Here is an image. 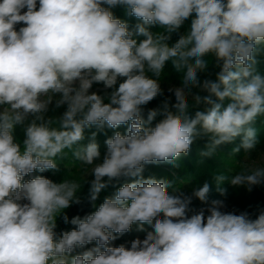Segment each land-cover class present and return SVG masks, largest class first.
Instances as JSON below:
<instances>
[{
  "label": "clouds",
  "instance_id": "obj_1",
  "mask_svg": "<svg viewBox=\"0 0 264 264\" xmlns=\"http://www.w3.org/2000/svg\"><path fill=\"white\" fill-rule=\"evenodd\" d=\"M117 6L136 18L133 28L114 16ZM262 51L264 0H0V264H264V209L255 218L236 214L222 199L209 202L207 182L188 195L143 176L146 165L178 166L205 138L202 158L237 138L234 153L255 149L257 122L264 123ZM209 56L219 71L201 81ZM169 61L181 74L180 86L168 89L175 103L165 98L145 119V106L164 95ZM94 84L103 94L90 91ZM62 106L61 115H48ZM18 125L23 147L13 134ZM122 125L126 133L107 138L101 156L97 133ZM69 153L85 172L91 167L95 211L57 235V218L69 222L65 210L81 202L87 179L24 177L58 171ZM121 179L130 182L97 207L100 192ZM214 179L252 191L264 184V167ZM194 198L207 207L191 208ZM133 225L151 230L130 248L109 246Z\"/></svg>",
  "mask_w": 264,
  "mask_h": 264
},
{
  "label": "trees",
  "instance_id": "obj_2",
  "mask_svg": "<svg viewBox=\"0 0 264 264\" xmlns=\"http://www.w3.org/2000/svg\"><path fill=\"white\" fill-rule=\"evenodd\" d=\"M112 11L116 18L126 21L129 24L130 28H133L135 24L138 22L135 17L126 15L122 7L117 6L113 8ZM187 27L188 25L182 26L180 30V34H182L187 29ZM151 30L153 32H156L159 31L160 29L157 27H153ZM178 38H179V34L174 33L172 35V40L169 41V44L171 45ZM139 39H143V37H140ZM207 58L211 61V63L209 64V68L207 72L198 74L201 78V81L205 78L215 79V74L219 71V68L215 66L214 57L209 56ZM257 59L259 60L258 70L262 75H264V51L260 53ZM164 72L165 73L162 74L160 81L162 80L168 81L169 79H171L173 80L171 82L177 84L179 83V81H181L179 77L176 79L178 73L173 69L170 61L166 62ZM163 92H164L163 96H158L153 101H151L147 106H145V113H144L145 119L147 117L148 109L160 107L165 98H170V105L175 103V97L173 95L166 93L165 91ZM201 94L206 95V93H201ZM228 102L229 101H226L225 104H227ZM200 107L203 108L206 106L202 104L200 105ZM159 119H161L160 116H158L156 120L153 121V124H155ZM121 128L122 127H119L118 129L115 130L105 128L103 131L98 132L96 140L99 146L101 147L102 143L107 138L111 137L115 131H120ZM257 128H258L259 143L256 145L255 149L252 150L251 152L257 149L264 151V123L258 121ZM92 131H96V129L92 128L85 130V135H86V139L84 141L85 144L88 142V137L90 136ZM206 142H207L206 138L194 142L190 148L189 153L187 155H182L179 158L178 160L179 163L176 162L178 163V165L181 164L182 167L179 168L181 169L178 175L179 178L175 176L173 173H169L168 170H166V168L161 170L163 174L162 177L164 178V180L169 182V186L167 190L169 191L170 189L174 188V185L182 184V183H188L189 185L195 187L196 179L192 178V172H195V169L200 171L202 174H204V172H202L203 170L205 172L208 171L207 172L208 175L206 174L207 175L206 182L210 186L209 202L213 199H222L224 200L225 203H233L240 206L255 218V215L258 213V211L264 209V184L259 186H254L252 191H248L245 187L232 186L228 181H225L221 185L223 189H226V195L221 196L220 192L218 191L219 188L217 186V183H215V179H214V175L218 173H223L228 177H231L239 173L238 169L233 166V162L241 161L245 157V155L248 154L245 153V151L242 148L238 153L233 152V148L239 146V144L241 143V138H237L232 143L219 146L217 149V154L215 156L202 158L200 157L199 152L201 149H203ZM61 162L62 161L59 160L57 161V163H61ZM170 165L173 166L172 164ZM165 166H169V164H165ZM187 166L189 167L188 170H186ZM174 167H178V166H174ZM37 175L44 176L48 179H52V170H48L43 173L36 171L34 177ZM210 176L212 177L211 179ZM204 183H202V186ZM84 184L81 187L80 191L77 193L81 202L79 204H73L68 209L65 210L69 222L65 223L62 217L57 218V227L55 229L57 235H59L64 231L72 230L75 227V225L71 224V219L73 217L79 216L83 218L84 216L95 211V208L93 207L89 198L90 183H84ZM104 192L101 191V193L98 196V199L95 201V205L97 207L103 202L105 197H108ZM205 207H207V205ZM200 208L202 207H198L195 210H199ZM140 232L139 230H137V226L133 225L132 229L129 232L119 235L117 239L111 241L112 247H118L120 245H124V246L129 245L134 239H137L139 237V235L141 234ZM93 244H95V242L86 245L82 249H77L73 254L75 255L82 253L83 251L88 250L90 246Z\"/></svg>",
  "mask_w": 264,
  "mask_h": 264
},
{
  "label": "rangeland",
  "instance_id": "obj_3",
  "mask_svg": "<svg viewBox=\"0 0 264 264\" xmlns=\"http://www.w3.org/2000/svg\"><path fill=\"white\" fill-rule=\"evenodd\" d=\"M190 21H186L185 25L189 26ZM19 27V26H18ZM180 78L181 80V74L178 73L177 78ZM201 79V78H200ZM173 80L169 79L168 81L166 80H162L160 81V85L161 88L163 89V91H165L166 93H169L171 95L174 96V93H170L168 91L169 88H175V87H179L181 84V81H179V83H174L171 82ZM90 91H95L98 94H103L104 89H103V85H99V84H94L93 88ZM110 91V90H109ZM193 92H198V89H193ZM51 105H50V109H51ZM66 110V106H62L59 109H56L55 112L53 111H49L48 115L50 116H59L63 113V111ZM122 127L120 132L122 134L126 133L127 130V125H122L120 126ZM14 138H15V142L19 143L21 145V147H23V140L25 139V134H24V130H23V126H16L14 129ZM105 142V141H104ZM102 143L101 147H100V152H101V156H103L104 152L106 151V145L105 143ZM178 162V161H177ZM179 163V162H178ZM177 163V164H178ZM233 166L236 167L238 169V171L240 172L242 170V168L244 166H261L264 167V151L257 149L251 153H248L247 155H245V157L239 161V162H233ZM58 171H52V181L53 182H61L62 180H64L65 178L67 179H75L78 182H83L84 179H87V183H90V181L94 178L90 175L91 172V167H88L87 172H85L84 170V166L81 165V163L79 161H73L71 158V154H68V159L67 160H63L61 163L58 164ZM166 168V170H168L169 173H173L175 176L178 177L180 170L179 168L181 167V164L178 165V167H174L171 166L169 164V166H165V164H159V165H146L145 167V171L143 173V176L145 178L148 177H154L156 179H164L162 177V169ZM189 167L187 166L186 170H188ZM204 172V174H202L200 171H198L197 169H195V172H192V178H195L196 180V186L193 187L192 185H189L188 183H182V184H176L174 185L173 189L169 190V193H172L176 190L182 191L185 194L190 195L192 190L194 188H198L202 186V183L206 182V176L208 175L207 172H205L204 170L202 171ZM35 172L29 174L28 176L24 177V180H30L34 177ZM207 174V175H206ZM89 175V176H88ZM88 176V177H87ZM87 177V178H86ZM168 177V176H167ZM176 177V178H177ZM179 178V177H178ZM212 177L210 176V179ZM125 182H130V180L127 179H121L120 181L116 182L114 181L112 185H109L105 190H102L107 196H111L113 195L117 188L122 186L123 183ZM216 183V181H215ZM85 185V184H84ZM83 186V185H82ZM218 188H223L222 185H217ZM101 193V192H100ZM226 204V208L224 209L225 211H232L235 212L236 214H239L240 212L245 211L243 208H241L240 206L233 204V203H225ZM205 204H202L198 199H193L192 204L190 205L191 208L196 209L198 207H205ZM254 218V217H253ZM151 228L148 225H144V230L142 232H140L141 234L139 235V239H144L146 236L147 231H150ZM96 245L93 244L90 246V248L95 247ZM109 246H112V242H110ZM131 243L127 246H125L126 248H130ZM89 248V249H90Z\"/></svg>",
  "mask_w": 264,
  "mask_h": 264
}]
</instances>
